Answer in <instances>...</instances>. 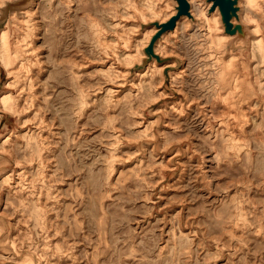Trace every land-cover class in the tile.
I'll return each instance as SVG.
<instances>
[{"label":"rangeland","instance_id":"1","mask_svg":"<svg viewBox=\"0 0 264 264\" xmlns=\"http://www.w3.org/2000/svg\"><path fill=\"white\" fill-rule=\"evenodd\" d=\"M142 1L37 0L35 105L24 100L20 117L0 111V144L13 132L0 146V264H264V107L243 116L239 87L216 75L217 31L211 48L197 46L202 36L168 35L170 54L158 63L174 66L139 78L153 57L130 65L122 53L159 22H143ZM166 1L156 0L155 18L177 12ZM14 2L0 6V30L24 9L7 8ZM232 35L226 48L240 52ZM101 39L119 49L103 50ZM243 52L249 67L229 73L264 79ZM6 79L0 65V93ZM41 121L50 132L42 148L29 133Z\"/></svg>","mask_w":264,"mask_h":264},{"label":"bare ground","instance_id":"2","mask_svg":"<svg viewBox=\"0 0 264 264\" xmlns=\"http://www.w3.org/2000/svg\"><path fill=\"white\" fill-rule=\"evenodd\" d=\"M6 1L7 0H0V6H3L4 4H6ZM163 1H164V5L169 7V2L166 0H163ZM36 2L37 0H30L27 7L22 9L19 15H17L18 12H14L11 15L10 19L7 21L6 25L0 30V65H2L5 68L6 73H7V79L5 81L6 89L0 93V111H5L7 113L15 115L9 111L17 110L19 113L18 115H15V116H19V117L21 116L22 111H24L25 109L22 106L23 104L22 102L25 100L24 103L26 102L28 104V102H31V105H32L36 101L35 98H37V92L35 91V86H36L35 76L38 73L39 67L37 68L38 59L36 57L37 54H35L36 46L34 47V45H32V41L30 38L33 36L35 29H36L35 26L37 25V13L34 10ZM188 2H189V5L191 6L190 12H191L192 17H189L187 15H182L181 17L177 19V22H176L177 25L175 29L168 30L160 36V38L156 41L157 43L155 44L156 54H158L160 57L161 56L165 57L169 55L170 53H168V49L166 45L167 44L166 40L168 39V35H171V34L176 35L178 34L180 30H182L181 33H183L184 36L191 35L192 39H196L202 36V38L200 37L201 41L197 40L196 44L197 46H202L201 44H207L208 47L207 45L205 46L207 48H211L210 46L211 41L209 40L210 36L213 34L214 31H217L219 34L217 37H215L216 44L214 45V52H215L214 58H216L218 62L221 61V63L218 66L219 71L216 72V75L219 76L220 81L222 80V82L225 83L227 86H230L229 84L235 83L234 88L239 87V90L237 93L239 94V101H241L240 108H241L243 116L246 117V116H249L248 114L251 115L253 113L257 114V112H259V108L264 107V79H258V80L253 79V76L251 77L252 79H249V78H246L242 74H238L239 72L238 70H233L231 73H229L230 72L229 69H231L234 66L237 67L238 62H239V65L242 66L243 68L249 67L248 62L245 59H241V57L237 56L239 54L242 56L244 54L243 50L245 49V51L247 52V56L252 61L250 66L255 70H261V73L264 75V67H262V63L264 62V0H238L237 2V4L239 5L238 18L234 17L232 21L236 23H238V21L242 22L246 28V36L243 38L239 37L236 41L237 45H239L240 52L234 51L232 48L231 49L226 48L230 39L234 36L232 34L230 35L225 32L223 22L221 21L222 16H221L219 7L213 10L212 13H209V9L212 7L213 0H208V1L207 0H188ZM156 4H157L156 0H143L141 2L142 8H138L137 13L140 14L143 22H154L156 20H158L159 22H163L169 19L172 15L176 13V7L173 6L170 10H168L166 18L164 19H161L160 17L155 18L156 16H158L157 15L158 13L155 11L157 8ZM158 8L160 11L163 9V6L162 7L159 6ZM145 9L148 10L149 17L153 19L146 18V15L144 14ZM0 12H1V9H0ZM130 17H132V15ZM113 18L115 17L113 16ZM11 19H14V21H16L15 25H16V28H18L17 34H15L14 36L12 32L10 31V29L7 28L9 26ZM251 19H254V22H249V23L246 22V21H250ZM121 25H119L117 21L110 22L109 24V26H111L118 33V37L116 40H120V43H123L124 47L125 46L128 47L131 45L129 41L130 38L125 34L126 32L125 28L122 29ZM92 26H94V24ZM135 27L137 28L138 25H136ZM94 28H95L94 31L96 32V35H99L100 33L103 32V29L100 26H94ZM146 30L147 31L143 35L142 39L137 40V44L135 45V48H133L134 49L133 51L131 50L125 51V52L123 51L124 53H122V56H124V62L127 61L128 63H130V65H133L132 64L133 61L130 60V58H133V59L135 58L136 60L141 62L143 57L146 56L144 48L149 43V40L152 37V35H154L158 31V27L156 25H151V26H148ZM187 30H190L191 32L186 33L185 31ZM101 40H103L104 44H106V47H105L106 49L104 48L103 50H107V47L109 48L111 47L114 51H117L116 49V47L118 46L117 44H112V43L109 44L107 40L105 39H101ZM107 43L109 44V46H107L108 45ZM119 46H118V49H119ZM203 51H206V50H203ZM226 52H229L227 54V57H225L224 55L226 54ZM208 56H209V53H208ZM208 56L207 58H209ZM202 58L204 59V56ZM174 64H175V61H170V62H165V63L160 64L158 63V60L155 57H153L152 61L146 67H144L143 70L138 71L137 75H139V78H142L144 74L149 73V71H152L154 69H156L158 73H161V71L163 73L166 67L174 66ZM202 65H204V63ZM108 69H111V71H113L114 66L112 65V63L108 66L106 71ZM128 71H129L128 69L121 71L122 72L121 75L122 76L126 75ZM228 74L230 78L227 76ZM20 77L23 78L24 83H21ZM219 90L221 91V89ZM104 91H106V95H108L114 90L111 87L110 88L108 87V89ZM252 94H254L255 96L251 100L250 103L248 101H243V100H247ZM84 98H83V95L80 94V101L82 104L85 102ZM42 122L43 121H41L38 124L37 128H35L33 131L28 130L29 133L33 136V138H36V137L38 138L37 139L38 143L41 144L38 147H41V148L44 145V142H45L44 139L47 138V132H49L48 131L49 129L47 130V125H44ZM49 126L50 125H48V127ZM233 133L235 132L233 131ZM12 135H13V132H9L5 134V137L3 138L0 146H3L4 143H6L7 141H10L12 139ZM43 165H44V161H43ZM25 168L22 167L20 168V170H18L19 171L18 175H19V178L21 179V181L19 182H22L26 178V174L28 170H26ZM12 174L13 172L11 171V173L6 175L5 178H3L4 181L6 182L10 180L12 178Z\"/></svg>","mask_w":264,"mask_h":264},{"label":"water","instance_id":"3","mask_svg":"<svg viewBox=\"0 0 264 264\" xmlns=\"http://www.w3.org/2000/svg\"><path fill=\"white\" fill-rule=\"evenodd\" d=\"M30 0H17L12 4H7V8L12 5L19 6V8H26ZM177 12L175 15H172L169 19L163 22H154V24L158 27V31L152 36L150 43L145 47V52L148 57L146 60H150L152 57H155L159 62L165 61L164 57H160L155 53V44L156 41L160 38V36L168 31L173 30L176 27V22L179 17L182 15H187L192 17L188 0H176ZM238 0H213L212 7L209 9V13H212L217 7H219L221 12V21L224 23L225 32L228 34H237L239 37L246 36V28L242 22L236 23L233 22V18H238L239 5L237 4Z\"/></svg>","mask_w":264,"mask_h":264}]
</instances>
